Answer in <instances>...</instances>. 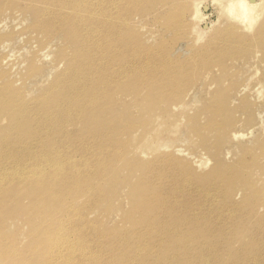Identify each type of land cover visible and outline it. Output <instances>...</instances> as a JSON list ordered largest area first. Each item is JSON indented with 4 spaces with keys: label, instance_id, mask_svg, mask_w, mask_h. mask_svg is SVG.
Here are the masks:
<instances>
[{
    "label": "rangeland",
    "instance_id": "obj_1",
    "mask_svg": "<svg viewBox=\"0 0 264 264\" xmlns=\"http://www.w3.org/2000/svg\"><path fill=\"white\" fill-rule=\"evenodd\" d=\"M5 2L7 0H0V141L2 140L0 197L8 192L11 196L8 199L7 210L2 212L4 215L0 213V264L185 262L190 250L185 251L187 255L185 258L184 246H179L174 252L169 247L167 250L160 248L163 246L162 242L170 243L171 239L178 238L175 236L176 230L169 228L194 222L198 213L197 204L202 205L200 214L206 215L213 204L218 212L228 218L225 232L227 240L233 234L227 232L228 227H233L236 219H241V223L245 224L239 226V235L250 233L251 241L247 255L235 253L227 255L222 252L221 255L210 254L201 259L194 258L200 263L191 264H264V157L257 158L256 166H251L249 161H242L248 150L256 156H262L257 153L264 148V63L260 62L263 59L261 54L254 51L260 48L259 45L248 40L246 46L240 48V50H248L239 51L237 54L238 47L235 50L231 49V46L235 47L237 44L230 43L227 38L231 35L230 32L238 31L247 39H253L259 32L258 25L263 21L251 32L239 31V27H233L234 23L229 21L225 14L220 13L219 6L208 0L202 2L209 6L208 11L205 12L208 16L203 22H199L192 15L195 0H166L161 1L158 6L165 4L169 10L158 9V17L162 20L176 18L180 27L172 28L171 34L161 36L163 32L161 24L152 19V16L140 15L137 10L122 5L123 10L136 15L132 19L133 31L134 34H139L142 43L145 42L144 46L150 48L154 57L150 64L154 70H160L158 57L164 56L163 52L159 53L157 50L168 46H170L167 50L168 58L184 64L178 79L184 86V93L180 96L174 94L175 96L168 97L166 100L169 99L170 102L159 108L169 114L165 117L164 124L159 123L160 118H157L151 133L147 131L145 137H142L145 127L139 124L130 137L119 145V151H114L126 157L127 170L122 168L113 177L103 176L100 171L96 173V169H89L87 174L82 173L83 176L79 181L83 182V186L75 190V199L59 207L51 205L46 207V210L52 208V213L60 215V218L56 219L53 225H48L44 231L33 233L35 227L47 216L30 217L27 212L14 209L13 200L26 189L40 186L35 182L37 175H33L32 169L28 171L22 166L20 161L24 160L21 147L4 146V144L8 142L7 139L14 138L15 122L11 118L21 103L32 108L29 109L30 115L35 116L44 112L42 106L45 104H39V101L45 96L44 92L47 96L52 95L50 91L54 90L56 74L66 70V61L72 50L66 40L63 42L55 39L50 42V37L35 27L37 19L22 16L18 12L20 8L27 6L25 1L14 0L12 7L1 9ZM83 15L90 19L95 16L90 12H84ZM228 25L231 26V31ZM197 26L199 29L208 28L205 38L198 42L195 34ZM95 34L98 42H101L100 33ZM61 36L64 37V34L61 33ZM78 36L85 39L82 34ZM66 39L80 43L79 40H72L70 34ZM253 40L261 44L260 38ZM58 50L63 51L61 58L54 57ZM252 51H254L252 59L246 60ZM135 56L134 62L145 59V56ZM223 56V61L218 60ZM244 60L248 62L245 64ZM115 64L118 66V61ZM222 97L226 98L231 110L239 109L235 116L237 123L233 131L241 134V137L233 138L229 135L227 144L220 149L218 161L227 168L223 173L227 186L212 198L198 195L196 191L205 188L215 179L212 172L215 160L201 145L200 140L208 137L209 131L205 128V124L209 112L211 109H217L216 102ZM245 98L252 106L250 115L245 110V113L240 110L242 107L239 106L241 103L239 100ZM129 99L130 97L125 98V100ZM145 101L143 105H148L147 100ZM141 109L139 104L133 110L132 119L137 123L144 122L147 117L144 112H140ZM220 114L224 117L222 112ZM49 127L46 122H41L38 124L39 133L35 132L36 135L30 138L32 145L28 149L32 148L37 152L36 156L43 155L39 153L43 148L42 141H47L50 146ZM35 128V122L30 121L29 133ZM61 130L54 133L51 143V146L57 143L62 146L57 150L58 153L74 156L76 165L80 164L82 159H88V164L96 162V154L93 157L92 152L84 149V139L78 134L80 131L78 126L66 123ZM18 134L19 132L17 136ZM85 142L91 143L89 140ZM127 143L129 147L122 148ZM140 164L145 165L140 166ZM46 166L45 162H40L37 168L42 173L43 182L47 183L41 185L44 193L54 186L58 195L65 194L64 187L68 175L65 173L58 175L53 172V168ZM140 168L148 172L151 169L155 175L166 178L162 180V192H164L161 204L165 208L160 211L162 213L158 218L159 223L153 222L151 214L142 217L140 210L151 212V208H144L138 199L135 201L131 199V189L137 182ZM237 168H247V172L236 177ZM186 176H191L188 179L190 183L187 189L192 194L190 205H186L185 190L182 187ZM110 181L120 182L116 197L113 198L108 197L109 191L106 188V184ZM227 194L232 195L229 197L230 206H223L220 200L228 197ZM237 207L239 210L252 213H248L247 216L243 214L240 217L236 216L240 213ZM58 208L62 210L57 213ZM186 210L189 211L187 221ZM207 220L217 226L222 225L220 219L209 217ZM162 225L167 227L168 233L165 236H161ZM253 226L254 229L251 231ZM145 235H149L150 239L155 241L151 250L145 249V242H138ZM36 245L40 246L44 253L34 257L32 251Z\"/></svg>",
    "mask_w": 264,
    "mask_h": 264
},
{
    "label": "bare ground",
    "instance_id": "obj_2",
    "mask_svg": "<svg viewBox=\"0 0 264 264\" xmlns=\"http://www.w3.org/2000/svg\"><path fill=\"white\" fill-rule=\"evenodd\" d=\"M13 1L10 0L3 3L1 9H9L13 6ZM25 1L27 6L20 8L18 12L22 16H29L30 18L37 19L35 27L46 36L50 37V42L55 39H60L66 42L72 50L71 55L66 61V70L56 74L54 90L39 101V104H45L42 107L44 112L38 115H30V106L21 103L17 107V111L12 115V120L15 122L13 132L15 133L13 139H7L4 146L21 147L22 156L24 161H20L25 170H31L33 175H37L36 183L40 186L31 187L26 189L20 196L15 198L14 209H20L22 212H27L30 217L35 218L46 217L40 225L36 226L34 232L44 231L48 225H53L60 215L52 213L53 209L46 207L51 205L54 207L62 206L68 203L69 200L76 198V189L83 186V182L79 178L83 176L82 173L87 174L89 169H96V173L103 176L113 177L123 168L126 169V157L116 152L120 148L119 145L123 144L132 134L139 124L145 127L143 135H147V131L151 133L154 122L160 118L159 123H165V117L169 115L163 108L165 103H169L170 96H179L184 93V86L179 83L178 79L181 76V67L184 64L178 63V60L169 59L168 51L170 46L158 49L157 52H163V58L158 57L160 62V70H154L151 67L150 61L154 58L151 51L145 42H141L139 34H134L133 31V18L130 12L122 9V5H127L129 9H134L139 14H146L152 16L157 23L161 24L163 31L161 36L171 34L172 28L178 29L179 23L176 18L170 17L169 19H160L158 17V9L169 10L167 5L161 4V1L166 0H19ZM170 1V0H169ZM207 0H195V6L192 15H194L199 22L206 19L205 12L208 11L209 6L203 4ZM212 4L219 6V11L225 14L229 21L234 23V26L239 27V31L251 32L258 25L259 32L255 38L261 39V44L254 41L255 38L247 39L244 35L237 32H230L231 35L227 36L230 43L237 44L231 49L235 50L237 47V54L242 46L249 42L255 43L260 46L256 49L260 53L264 63V0H208ZM211 5V4H210ZM84 12L94 14L93 18L83 15ZM178 12V11H177ZM208 14V13H207ZM228 14V16H227ZM176 17V15H175ZM231 31V26H227ZM201 29V30H200ZM197 26L195 34L197 42L202 41L207 32V27ZM100 33L99 37L101 42H98L96 34ZM64 34V37L61 36ZM72 40H79L80 43L69 41L66 38L69 36ZM82 34L83 38L78 36ZM66 40V41H65ZM231 45V44H230ZM178 49H176L177 51ZM188 51V50H187ZM254 51L246 60L252 59ZM68 55V54H67ZM145 56V59L140 62H134L136 56ZM212 55V54H211ZM63 51L58 50L54 57L61 58ZM58 59V58H55ZM223 61L224 56L218 60ZM238 59V58H237ZM244 60L243 63L248 61ZM118 61V66L114 63ZM121 61V62H120ZM222 66V65H221ZM224 68V67H223ZM203 85V84H202ZM204 86V85H203ZM177 90V91H176ZM182 92V93H180ZM130 97L129 100H125ZM221 97V96H219ZM226 97V96H225ZM216 102L217 109H211L209 118L206 121L205 128L209 131L207 136L200 140L206 150L209 151L215 160V166L212 170L215 179L210 181L205 188L196 190L198 195H207V197H215L216 194L226 185L227 180L223 173L227 168L218 161V155L221 147L227 144L228 136L233 138L241 137V134L234 133L233 127L237 123L235 118L238 110H231L227 104L226 98ZM216 98V97H214ZM148 105H143V102ZM243 112L251 114L252 106L245 99L239 100ZM142 108L140 112H144L147 117L144 122H138L132 119L133 110L138 107ZM249 105V106H248ZM230 109V111H229ZM245 110V111H244ZM224 114V117L220 114ZM250 113V114H249ZM221 118V119H219ZM35 122L36 128L29 133V124ZM217 121V123H215ZM46 122L49 124L51 130V138L49 145L47 141H42L43 148L39 153L41 156H36L37 152L33 149H28L32 145L30 138L38 131V124ZM78 126L81 134V139H84V149L96 154V162L88 164V159H82L81 163L76 165V159L72 155L60 154L57 150L62 148L59 143L51 146L54 133L62 131L64 125ZM247 123V122H246ZM19 132L18 136L17 133ZM232 132V133H231ZM142 137H145L144 135ZM36 139V136L34 137ZM89 140L91 143L85 142ZM2 141V140H1ZM0 141V142H1ZM18 142V143H16ZM120 143V144H119ZM10 144V145H8ZM112 145V146H111ZM129 147V144H124L122 148ZM123 149V150H124ZM119 151V150H118ZM256 156L248 150L243 156L242 161H249L251 166L257 165V158L264 157V148L260 149ZM14 156V154H12ZM247 157V158H246ZM249 157V158H248ZM40 162L47 164L46 168H53V172L60 175L65 173L67 176V184L64 187L63 195H58L55 192V187L44 189L41 185H46L43 182L42 173L37 170ZM145 164H140L144 166ZM247 169V168H246ZM246 169L237 168L235 171L237 175L247 172ZM140 168L139 175L135 186L131 189V199L135 201L138 199L142 206L151 208V212L147 210H140L142 217H148L150 214L154 219V223H159V215L163 210L162 201V180L165 177L155 175L151 169L142 171ZM38 171V172H37ZM133 173V172H132ZM191 176H186L183 181L182 187L185 190L186 205L191 204V192L189 189V181ZM105 186V183L103 184ZM120 182H108L106 188L109 191V198L116 197V191L119 189ZM154 189V190H152ZM228 195V194H227ZM11 193H5V196L0 197V213L4 215V211L8 207V199ZM222 198L220 201L223 206H230L229 197ZM27 203L25 204V202ZM28 204V205H27ZM198 213L194 218V222L186 225H174L171 229H175V236L178 238L171 239L172 242H162L163 246L160 249L169 247L174 252L179 246H184V256L187 258L185 251L190 250L187 261L178 264H191L200 263L195 261L194 258H204L206 256L221 255L220 253L229 255L235 253L239 255H247L248 248L250 247V233L239 235L241 219H236V223L231 224L233 227H228L227 232L233 233L229 240L226 239V223L228 218L218 212L213 204H211L210 211L204 215L200 214L202 205L197 204ZM165 208V207H164ZM238 209V207H237ZM62 209H56L57 213ZM239 214L236 216H247L251 211H243L238 209ZM200 214V215H199ZM189 211L186 210V221ZM213 217L221 220L220 226L209 222L207 219ZM261 219V218H260ZM262 220V219H261ZM50 222V223H48ZM240 226V227H239ZM161 236H165L167 232L166 225L161 226ZM254 226L251 227V231ZM242 238H238V237ZM238 238V239H237ZM232 240V242H230ZM145 242L146 250L152 249L155 241L151 240L149 235H145L138 242ZM170 244V245H168ZM237 245V246H233ZM60 251V248H57ZM43 249L36 245L32 251V255L37 257L43 254ZM54 255L52 254V257ZM193 260L192 262L190 260Z\"/></svg>",
    "mask_w": 264,
    "mask_h": 264
}]
</instances>
